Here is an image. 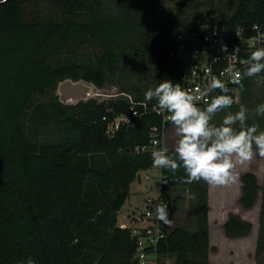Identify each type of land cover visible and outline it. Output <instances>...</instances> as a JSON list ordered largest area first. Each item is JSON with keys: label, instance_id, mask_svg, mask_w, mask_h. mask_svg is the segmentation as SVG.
<instances>
[{"label": "trees", "instance_id": "obj_1", "mask_svg": "<svg viewBox=\"0 0 264 264\" xmlns=\"http://www.w3.org/2000/svg\"><path fill=\"white\" fill-rule=\"evenodd\" d=\"M88 1L55 0L50 16L43 9L29 11L35 0H0V264H27L29 259L35 264H137L135 239L129 228L118 225V215L138 174L154 166L152 154L136 147L148 144L153 134L162 137L163 117L155 112L133 117L111 135L108 125L130 113L129 102L119 97L65 103L57 91L62 81L115 86L145 101L146 90L161 80L183 87L181 32L219 26L229 37L240 26L249 30L264 22V0H219L220 8L232 11L186 23L165 11L160 0H107L108 13L100 0ZM130 52L137 63L152 58L153 83L122 76L129 67L123 56ZM138 71H145L143 65ZM253 78L244 75L239 88L247 89ZM228 88L235 100L236 88ZM172 125L167 121L165 129ZM162 172L168 183L166 205L172 190H188L194 196L195 222L194 231L168 230L158 251L175 260L164 264H211L209 184L188 182L182 167ZM242 188L245 209L253 208L262 192L260 258L264 181L246 172ZM252 227L232 215L224 231L243 237Z\"/></svg>", "mask_w": 264, "mask_h": 264}, {"label": "clouds", "instance_id": "obj_2", "mask_svg": "<svg viewBox=\"0 0 264 264\" xmlns=\"http://www.w3.org/2000/svg\"><path fill=\"white\" fill-rule=\"evenodd\" d=\"M239 48L234 54H238ZM264 47L256 48L249 56L244 71L246 77H257L264 83ZM219 89L221 94L206 101L201 108L197 96L183 89L179 82L161 80L144 94L145 101H155V106L170 114V121L178 137L170 154L167 147L152 152L153 164L175 172L183 168L188 182L203 180L211 185H227L236 179L235 168L253 160L254 156L264 157V131L258 124L248 125L249 109L240 105L236 112H228L219 125L212 120L218 112L229 109L235 103L230 89L220 79L213 76L200 92L209 96ZM255 115L264 117V102L258 104ZM157 218L168 222L166 206L155 208ZM27 264H35L29 259Z\"/></svg>", "mask_w": 264, "mask_h": 264}, {"label": "built area", "instance_id": "obj_3", "mask_svg": "<svg viewBox=\"0 0 264 264\" xmlns=\"http://www.w3.org/2000/svg\"><path fill=\"white\" fill-rule=\"evenodd\" d=\"M179 39L181 40L180 52L185 53L188 59L183 61L185 77L182 88L197 96V104L200 107L206 105V101H210L212 96L218 94L219 89H216L209 96L200 95L213 76L222 80L227 87L238 88L241 85L251 52L256 48L264 47V22L254 23L249 30L240 26L229 37L219 26H206L199 32L185 31L179 35ZM237 47L239 52L234 54ZM85 83L90 87L88 97L93 88H99L93 83ZM88 97L85 100H88ZM119 97H123L129 102L130 113L117 117L111 122L108 125V133L112 135L122 122L126 123L133 117L155 112L163 117L164 132L162 137L153 134L150 142L136 147V151L152 154L153 151L166 147L163 136L166 131L165 123L170 120V114L157 108L155 103L150 104L147 101L136 100L130 93L120 91L114 98ZM150 169L142 172L141 183L156 177L149 173ZM158 173L157 196L150 194L145 196L144 210L139 213L138 208L133 209L129 214L131 224L122 225V228L130 229L131 235L135 239L134 258L137 264L170 262L169 258L158 251V245L166 238L169 230L167 224L157 218L155 211L157 206H166L163 192L168 184L162 168L158 169ZM152 190L153 188L148 186V192Z\"/></svg>", "mask_w": 264, "mask_h": 264}, {"label": "rangeland", "instance_id": "obj_4", "mask_svg": "<svg viewBox=\"0 0 264 264\" xmlns=\"http://www.w3.org/2000/svg\"><path fill=\"white\" fill-rule=\"evenodd\" d=\"M97 2L96 0H89L88 5H93ZM160 2L164 5L165 11H171L176 18L182 22L186 23L191 19H195L200 16H212L216 17L221 14V12H231L232 9L228 7H219V0H160ZM102 3V8L105 9V12L108 9L107 0H100ZM55 0H35L33 4L29 6V11H34L36 9L40 10L43 9L47 15L54 16L56 12V5ZM96 8H100L97 7ZM55 9V10H54ZM107 9V10H106ZM107 15V14H106ZM183 30V27L180 28ZM182 34V32L180 33ZM181 58L184 61L188 59L185 56V53L180 52ZM123 58L127 61L128 69H125L123 72V77L125 79H131V81H138V78H142V84H150L153 83L155 80V72H154V65L152 64V58L148 56L147 58H143L141 62L137 63L135 61V57L132 52L128 54H124ZM139 64L143 65L145 71L139 74L138 66ZM261 75H264L262 73ZM139 76V77H138ZM119 76H116V81L121 82ZM123 83H127L124 81ZM129 83V82H128ZM117 85V83L115 84ZM118 86V85H117ZM127 87H132L131 84H127ZM120 92L115 86L106 85L102 88H93L91 95L88 97L89 99H96L98 101H103L106 99H112L115 97L117 93ZM60 96V95H59ZM112 96V97H111ZM115 99V98H114ZM235 103L229 109L222 110L218 112L212 120L213 124L219 125L223 117L230 111L236 112L239 110L240 105H244L249 109V119L247 120L248 125L258 124L259 130L264 131V117H259L255 115V108L258 104L264 102V83H258L257 77L253 78L250 81V85L247 89L241 90V88H236V95H235ZM205 106H202L203 108ZM163 140L165 142V146L170 150H174L176 141L178 137L175 135V128L172 125L170 128L166 129L165 134L163 136ZM248 168L250 171L254 172L260 183L264 181V157L256 155L254 156L253 160L248 162ZM158 167L153 166L149 173L155 178L140 183L138 179L131 184V193L129 198L127 199L126 203L122 207L121 211L118 215V225H130L129 214L133 211V209L138 208V212L140 213L144 210V199L147 195L157 196V187L159 184V173ZM142 174V172L140 173ZM148 186L152 187L153 190L148 192ZM194 196L186 189L177 188L172 190L169 193L168 201H167V210H168V222L166 223L168 229H173L176 227H182L188 229L189 231L195 230V222H194V212L192 210ZM261 203H262V192H260L259 197L254 205L253 208L250 210H246L248 213L243 211V213H239V216H243L244 218L248 216L252 222L253 227L251 232L243 238L234 242V244H229L228 239L224 237L221 233V225L213 224L219 222V217L216 216L215 213L210 217V210H209V224H210V252L217 251V253L229 254L232 251L235 253H242L241 258H232L229 264H255L259 262L264 263V254L258 258L257 257V250H256V243L258 238L259 232V221H260V211H261ZM235 215V214H233ZM242 217V218H243ZM213 218V220H212ZM246 220V219H245ZM213 222V223H212ZM211 223L213 224L211 226ZM225 232V231H224ZM233 238V237H232ZM239 238V237H238ZM213 239V243H212ZM213 247L215 250H213ZM168 258V257H167ZM166 258V259H167ZM174 258V259H173ZM169 258L170 262H174L175 257ZM230 259V258H229ZM227 261V260H223ZM117 264V263H111Z\"/></svg>", "mask_w": 264, "mask_h": 264}, {"label": "crops", "instance_id": "obj_5", "mask_svg": "<svg viewBox=\"0 0 264 264\" xmlns=\"http://www.w3.org/2000/svg\"><path fill=\"white\" fill-rule=\"evenodd\" d=\"M236 179L234 182L229 183L227 185H211L209 184V210H210V217L213 213L219 217V222L213 223L221 225V233L226 239H228L229 244H234L237 240L243 237H229L224 232V224L229 219L230 216L233 214L240 215L239 213H243L246 210L241 204V197L243 195V188H242V175L246 172H250L248 168V162L243 165H237L235 168ZM212 214V215H211ZM243 217V216H242ZM246 221H251L248 216L243 217ZM213 220V218H212ZM211 223V226L213 225ZM119 224V223H118ZM122 227V225H119ZM247 236V235H246ZM244 236V237H246ZM213 243V239H212ZM213 250L215 248L213 247ZM242 253H234L231 251L229 254L217 253V251L210 252V262L211 264H229L232 258H241ZM230 258V259H229ZM223 260H227L226 262Z\"/></svg>", "mask_w": 264, "mask_h": 264}, {"label": "water", "instance_id": "obj_6", "mask_svg": "<svg viewBox=\"0 0 264 264\" xmlns=\"http://www.w3.org/2000/svg\"><path fill=\"white\" fill-rule=\"evenodd\" d=\"M57 91L62 102L74 103L85 100L90 92V87L82 80L75 82L72 79H66L59 84ZM138 181L140 183L142 181L141 174H138Z\"/></svg>", "mask_w": 264, "mask_h": 264}]
</instances>
